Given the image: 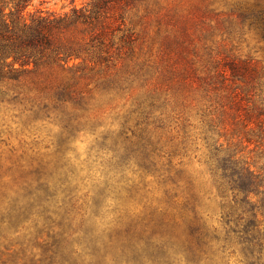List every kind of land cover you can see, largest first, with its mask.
Wrapping results in <instances>:
<instances>
[{"label": "rangeland", "instance_id": "1", "mask_svg": "<svg viewBox=\"0 0 264 264\" xmlns=\"http://www.w3.org/2000/svg\"><path fill=\"white\" fill-rule=\"evenodd\" d=\"M104 21V45L0 81V264H250L220 164L264 167V0H112ZM194 215L219 235L200 257Z\"/></svg>", "mask_w": 264, "mask_h": 264}, {"label": "trees", "instance_id": "2", "mask_svg": "<svg viewBox=\"0 0 264 264\" xmlns=\"http://www.w3.org/2000/svg\"><path fill=\"white\" fill-rule=\"evenodd\" d=\"M31 1L0 0V81L19 80L22 75L49 68L51 64L62 67L71 57L80 58V51L94 39H100L99 44L104 45V18L112 0H92L86 6H72L63 12L41 9L26 12ZM78 32L83 36H76ZM220 73L226 78L224 70ZM220 167L229 189L237 191L234 205H226L222 211L227 228L223 241L236 240L243 255L254 264V258L258 259L264 251V167L261 171L253 170L232 154ZM254 196L256 201L251 199ZM193 218L189 235L197 248L191 252L200 257L211 241H219V235L210 232L197 215ZM220 247L224 249L225 244ZM144 249L153 256L167 254L164 244L155 243L152 234L146 237ZM131 254L140 256L134 250Z\"/></svg>", "mask_w": 264, "mask_h": 264}]
</instances>
